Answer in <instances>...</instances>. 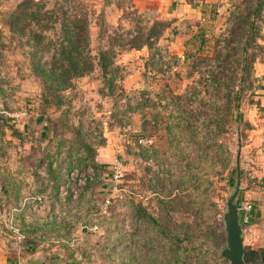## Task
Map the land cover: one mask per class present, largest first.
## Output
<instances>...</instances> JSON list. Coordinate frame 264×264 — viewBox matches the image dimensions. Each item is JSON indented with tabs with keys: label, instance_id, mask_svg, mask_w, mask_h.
I'll return each instance as SVG.
<instances>
[{
	"label": "rangeland",
	"instance_id": "obj_1",
	"mask_svg": "<svg viewBox=\"0 0 264 264\" xmlns=\"http://www.w3.org/2000/svg\"><path fill=\"white\" fill-rule=\"evenodd\" d=\"M171 2L176 1L0 0V173L39 179V170L47 174L35 184L31 181L33 190L47 194L38 217L45 216L43 207L54 189L61 200L54 214L59 216L55 231L62 241L40 242L34 236L29 244L35 249H24L20 256H36L24 264H147L146 235L156 231L152 222L137 218L135 205L163 229L172 244L170 258L177 239L187 260L201 245V264H229L213 251L226 246L223 214L238 173L240 190L234 201L243 245L264 249V140L251 131L264 111L257 97L264 99V83L255 73L256 62L264 60V0H200L193 10L182 8L180 15ZM249 23L253 30L246 28ZM82 24L89 32L94 68L70 77V85L61 90L56 88L59 75L44 73L58 70L64 34L71 25L75 30ZM148 35L151 49L128 47L129 39L137 37L140 43ZM239 44L246 47L240 56L235 49L239 51ZM104 51L105 73L97 64ZM218 58L228 63V83L220 91L231 111L216 139L224 147L212 143L210 167L198 162L201 178L193 187L180 188L186 159L195 162L197 147L206 144L202 134V142L189 143L188 133H178L173 103L187 123L199 126L207 119L213 91L204 72ZM251 58L252 68H247ZM258 86L262 92L256 93ZM145 137H153V145H141L139 139ZM81 140L91 146L87 163L97 175L85 193L72 198L60 187L59 170L61 175L73 168L66 152ZM254 140L255 146L247 145ZM115 158L123 165L117 183L110 181ZM6 162L14 164L12 169ZM2 180L0 186L6 184ZM194 201L203 211L201 220L193 218ZM245 204L252 205L249 212ZM88 221L97 228L82 229ZM193 221L203 228L187 235Z\"/></svg>",
	"mask_w": 264,
	"mask_h": 264
},
{
	"label": "trees",
	"instance_id": "obj_2",
	"mask_svg": "<svg viewBox=\"0 0 264 264\" xmlns=\"http://www.w3.org/2000/svg\"><path fill=\"white\" fill-rule=\"evenodd\" d=\"M261 8V4L257 2L254 6V10L256 13ZM34 14L33 12H26V15ZM36 15V14H35ZM250 18V15L247 16ZM158 22V21H157ZM160 22H158L159 24ZM234 26V25H233ZM249 26V30H253L252 23L246 25V28ZM235 27V26H234ZM233 34V33H232ZM256 38V33L252 34ZM251 36L249 41L253 40L254 37ZM89 32L87 27L82 24V26L76 25L74 30L73 26L71 25V29L66 31L63 36V39L66 42V45L62 49V62L59 64L58 70L57 68H52L51 71H45L44 74L50 75L49 77H55V75H59V84L56 88L64 89L70 85L69 78L72 76H82L85 73L91 71L94 68V61L91 57L89 51ZM151 36L148 35L146 40L141 41L138 43L139 39L137 37H133L129 39L127 42L129 48H136L139 49L143 46H147L148 49H151ZM233 41L232 43H234ZM229 43V40H228ZM231 43V44H232ZM237 43V42H236ZM238 45V43H237ZM240 49H237V55L240 56L245 52V46L240 45ZM106 52H101L99 55V59L97 64L102 68L103 72H106L107 69V56ZM219 57H222L219 55ZM60 60V61H61ZM218 62L216 65L209 64L205 70V75L207 77L208 86L211 87L213 91V98L209 104H207V113L209 117L205 120L200 122V125H192L190 121L185 122L183 119L185 118V114L182 113L180 110V106L173 103V112L177 114L178 117V125L176 129H178V133H188L189 139L188 142H197L200 141V135L202 134V141L206 144L205 148L197 147L196 153V161L192 162L190 159H186V163L184 165L185 172L180 175L178 178V187L188 189L189 187H193L195 185V181H198L201 178V173H203L202 169L197 166V163H203L208 168L210 167V163L212 162L210 152L213 150L212 143L218 145V147H224V144L218 143L217 138L224 132V125L228 122L229 113L231 111L230 105L224 102L222 91L220 89L222 86H226L228 81L225 77V72L228 68V63L223 62L219 58L216 60ZM253 58L249 60L247 64V68H252ZM50 84V80H47ZM51 85V84H50ZM178 101H182L181 97L177 98ZM200 141V142H202ZM84 148V150L82 149ZM194 149V147H193ZM60 151V148H59ZM83 151V152H82ZM89 153H85V152ZM91 146L86 142H77L76 148L73 150V147H69L66 154L68 155V163L70 168L89 162L92 159L90 154ZM61 153V152H59ZM228 163V159L224 157V164ZM62 179L63 174L60 175L59 170V179ZM207 180L205 177L203 183ZM90 185V184H89ZM88 187V186H87ZM195 189L199 188V184H197ZM71 195V193H69ZM194 203L192 202L191 207L193 208L191 211L193 213V218L195 220L203 219V211H201L200 205L196 203L197 207L195 208ZM136 216L139 220L143 221H150L153 223V229H155L156 234L153 235L149 232L146 235V243L149 247V254L150 258H148L147 264H201V260L199 259V255L203 252L204 247L201 245L198 248L193 249L192 251H197V253L192 256L189 260L183 256V253H180L178 240L175 239V249L173 251V258H170L169 255L172 252V244H169V240L165 237V233H163V229L156 223V221L150 216L141 205L134 206ZM203 228L200 221L197 224L188 223L186 232L187 235H191L195 232H198ZM165 240L167 242H165ZM226 247V246H225ZM222 246L220 249H215L214 255L216 257H221L224 260H227L225 257L222 256L223 249L225 248ZM243 260L245 264H264V249H252L247 248L244 246V254ZM228 261V260H227Z\"/></svg>",
	"mask_w": 264,
	"mask_h": 264
},
{
	"label": "built area",
	"instance_id": "obj_3",
	"mask_svg": "<svg viewBox=\"0 0 264 264\" xmlns=\"http://www.w3.org/2000/svg\"><path fill=\"white\" fill-rule=\"evenodd\" d=\"M139 143L143 146H151L154 143L153 137L140 138ZM110 181L117 183L122 176L123 165L121 161L115 158L110 168ZM96 169L91 163H84L73 166V168L63 173L60 187L63 191H69L72 198H78L80 194L85 193V188L96 179ZM47 200V194L44 192H37L30 194L23 201L16 206L8 205L4 209H0V226L4 227L8 235V242L10 250L16 252L20 256L24 249H29L30 239L36 236L39 240L44 242H53L58 244L59 236L55 229H59V216H51L47 220V224L36 222V224L22 225L17 219L23 209H30L36 212ZM109 201L106 200V203ZM244 209L249 212L252 209L251 204H245ZM82 229H95L97 226L91 224L90 221L81 226ZM29 233L33 235L30 237Z\"/></svg>",
	"mask_w": 264,
	"mask_h": 264
},
{
	"label": "crops",
	"instance_id": "obj_4",
	"mask_svg": "<svg viewBox=\"0 0 264 264\" xmlns=\"http://www.w3.org/2000/svg\"><path fill=\"white\" fill-rule=\"evenodd\" d=\"M172 1H176V2H171L172 5H176L175 7L176 10L174 13L176 15L179 13L180 15L181 13L180 11L182 8L187 9V10H193V7L195 5L194 3L199 2L200 0H195V1L193 0L192 2L186 1V0H172ZM206 1H209V0H204V3H206ZM262 33L264 35V27L262 29ZM255 73L256 75H259L261 77V82L264 83V60L256 62ZM258 88L259 89L256 91V93L262 92L261 90L262 87L258 86ZM257 97H260L261 105H264V99L261 97V95ZM259 115H261L260 123L256 125L255 127H253L251 131L253 134H256L255 138L262 137V139L264 140V111L263 113L261 111V114ZM256 143L257 142L255 140L252 142L249 141L247 145L255 146ZM5 165H8L9 169H12V166H14V164H12L11 162H6ZM39 172L42 176L44 175L47 178V174L45 172L42 173L41 170H39ZM21 176H22L21 178L20 177L17 178L15 173H12L11 171H9V174H6L5 177L3 176L2 173H0V179L2 177L3 179L2 181L6 183L0 186V209H4L8 205H12V206L19 205L23 201V199L29 196L30 194L41 192L38 190H33L35 186L31 183V181H33L35 184L36 182L42 179V176H41V179L36 178L35 175L33 174H22ZM46 178H43V179L46 180ZM19 179H22L21 181H25V184L20 183ZM45 187L46 185L43 186V188ZM49 197H50V200L48 201V205L43 207L44 211L42 212V214L43 215L45 214L44 217H38L36 214L37 212L31 211L28 208L26 209L25 207L23 211L16 216L17 219L18 218L20 219V223H22V225L31 224L34 222L35 223L42 222L43 224H47L48 219L46 215L47 216L50 215L51 217L56 211L57 207H59V201H61L59 200L58 188L50 192ZM57 227H59V223L57 224ZM39 241L41 242V240ZM30 247L29 248L31 249V251L35 249L33 245L32 246L30 245ZM35 256H36L35 253L30 254V252L27 253L26 256L24 257L22 256L17 257L15 254L12 255L10 247H9L8 237L6 236L4 230L0 227V264H24L28 260L33 259V257Z\"/></svg>",
	"mask_w": 264,
	"mask_h": 264
},
{
	"label": "water",
	"instance_id": "obj_5",
	"mask_svg": "<svg viewBox=\"0 0 264 264\" xmlns=\"http://www.w3.org/2000/svg\"><path fill=\"white\" fill-rule=\"evenodd\" d=\"M239 178L238 173L234 192L228 198L226 202L227 210L223 214L226 232V247L223 249L222 256L229 261V264H245L243 260L244 245L241 236L242 229L239 223L238 208L234 201L236 194L240 190Z\"/></svg>",
	"mask_w": 264,
	"mask_h": 264
}]
</instances>
